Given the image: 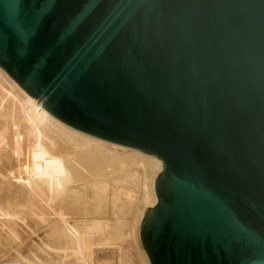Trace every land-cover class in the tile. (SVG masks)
<instances>
[{"label":"water","instance_id":"obj_1","mask_svg":"<svg viewBox=\"0 0 264 264\" xmlns=\"http://www.w3.org/2000/svg\"><path fill=\"white\" fill-rule=\"evenodd\" d=\"M0 67L162 161L151 264H264V0H0Z\"/></svg>","mask_w":264,"mask_h":264},{"label":"rangeland","instance_id":"obj_2","mask_svg":"<svg viewBox=\"0 0 264 264\" xmlns=\"http://www.w3.org/2000/svg\"><path fill=\"white\" fill-rule=\"evenodd\" d=\"M0 70V264H151L140 232L156 174L131 159L106 175L100 157L60 135L43 142L30 109L13 114L9 98L22 97Z\"/></svg>","mask_w":264,"mask_h":264},{"label":"bare ground","instance_id":"obj_3","mask_svg":"<svg viewBox=\"0 0 264 264\" xmlns=\"http://www.w3.org/2000/svg\"><path fill=\"white\" fill-rule=\"evenodd\" d=\"M1 68V67H0ZM2 69V68H1ZM3 70V69H2ZM0 72L6 76L1 70ZM6 73V72H5ZM7 74V73H6ZM8 75V74H7ZM9 76V75H8ZM7 77V76H6ZM10 77V76H9ZM1 78V77H0ZM11 78V77H10ZM12 79V78H11ZM13 80V79H12ZM12 84V86L17 89L18 93L21 95V99L17 97H13V98H9V104L12 105V112L14 115H21L23 112H25V107H27L28 109H30L31 112V117L27 120L28 124L33 126V129L35 128L36 131H40V129H42V134H43V142L44 141H52L54 142V140L50 137L51 134H55V135H60L65 141H67L68 143H70L71 145H73V147H79L84 151V152H92L93 154H95L97 157H100L101 160V164H105L100 166L98 169V164L97 166L93 167L94 169L96 168V170L98 169L97 172H103L106 173L107 172L110 174L111 173H117L119 171L121 172H125V168L124 165H126L128 163V161L132 160H139L143 167L146 168V171L151 172L153 174H156V177H158L163 170V163L162 161L158 160L156 157L153 156H149L144 154L142 151L140 150H136V149H132V148H128V147H124V146H120V145H116L98 138H95L93 136L87 135L85 133H82L80 131H77L75 129H73L72 127L64 124L63 122H61L60 120H58L57 118H55L53 115H51L42 105H40L36 100H34L30 95H28L19 85L17 86V83L14 81L9 80ZM10 87V86H9ZM9 93V92H8ZM10 96V95H9ZM2 108V107H1ZM1 112V111H0ZM3 112V111H2ZM4 112L1 114L3 117L5 115H3ZM14 122V121H13ZM40 126V129L39 127ZM32 128V127H31ZM72 128V129H71ZM39 129V130H38ZM39 134L41 132H38ZM10 134V133H9ZM42 134L40 135L42 138ZM2 138V136H0V139ZM40 140V141H42ZM39 141V143H40ZM43 142H41L40 144H42ZM46 144V143H45ZM52 144V143H51ZM44 145V144H42ZM54 147V143L52 144ZM56 145V144H55ZM111 147V148H108ZM42 151L46 150V146H41ZM56 148V147H55ZM31 149V148H30ZM130 149V150H129ZM34 150V149H33ZM32 151V150H31ZM119 151H123V153H119ZM44 153V152H43ZM61 153V152H60ZM59 153V154H60ZM67 154V152H66ZM65 154V155H66ZM91 154V153H90ZM62 155V154H61ZM64 155V154H63ZM74 156V155H73ZM60 158L63 159V156H61ZM73 158V157H72ZM51 159V158H50ZM61 159V160H62ZM71 159V158H70ZM93 159V158H92ZM66 160V159H65ZM69 160V159H68ZM72 161V160H71ZM75 161V160H73ZM102 161H104L102 163ZM162 165H161V163ZM23 163V162H22ZM66 163V162H65ZM71 163V162H70ZM74 163V162H73ZM97 163V162H96ZM95 163V164H96ZM100 164V163H99ZM60 165V163H59ZM76 166V165H75ZM78 166V165H77ZM26 167V166H25ZM81 167V166H80ZM142 167V166H141ZM64 168V166H63ZM33 169V168H32ZM81 169V168H80ZM93 169V170H94ZM95 170V171H96ZM100 170V171H99ZM107 171V172H106ZM67 172V171H66ZM69 172V171H68ZM90 172V171H88ZM13 173V172H12ZM98 173V174H99ZM98 174L95 173V177L96 175L98 176ZM109 174V176H110ZM159 174V175H158ZM20 175V174H19ZM106 175H100L99 176H106ZM114 175V174H113ZM112 175V176H113ZM125 175V174H123ZM158 175V176H157ZM6 176V175H5ZM98 176V177H99ZM118 176V175H117ZM135 176V175H134ZM114 177V176H113ZM155 177V178H156ZM1 178V177H0ZM3 178V177H2ZM91 178V177H90ZM93 178V177H92ZM94 179V178H93ZM98 179V178H97ZM102 179V178H101ZM104 179V178H103ZM157 179V178H156ZM156 179H154L151 183L153 184L152 186V192H153V197L152 200L150 202V206L145 203L146 205L149 206L150 209L154 208L157 205V196L155 192V182ZM16 180V179H15ZM105 180V179H104ZM65 181V180H64ZM63 181V182H64ZM117 182V181H116ZM121 182V181H120ZM117 182V183H120ZM67 183V182H66ZM69 184V183H68ZM131 184V183H130ZM67 186V184H66ZM94 186V185H93ZM134 186V185H133ZM103 187V186H102ZM97 189H99L98 187H96ZM144 188V187H143ZM106 189V188H105ZM97 191V190H96ZM107 191V190H106ZM105 191V192H106ZM144 191V190H143ZM101 192V191H100ZM104 192V191H102ZM119 195V194H118ZM148 195V194H147ZM146 200L148 201L149 199H147L148 197L145 196ZM145 201V200H143ZM144 204V203H143ZM141 214V213H140ZM7 216V215H6ZM8 218V217H7ZM15 218V217H14ZM106 226V225H105ZM106 232V231H105ZM104 232V233H105ZM145 252V251H144ZM146 253H143V255ZM147 256V254H146ZM146 256L144 255V257L146 258ZM148 258V256H147ZM147 260V259H146ZM149 260V258H148ZM42 264V263H40Z\"/></svg>","mask_w":264,"mask_h":264}]
</instances>
